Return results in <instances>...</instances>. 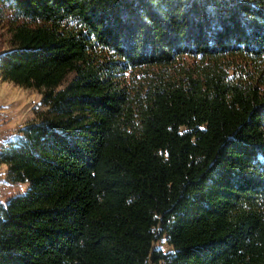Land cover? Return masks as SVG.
Returning <instances> with one entry per match:
<instances>
[{
  "label": "trees",
  "instance_id": "trees-1",
  "mask_svg": "<svg viewBox=\"0 0 264 264\" xmlns=\"http://www.w3.org/2000/svg\"><path fill=\"white\" fill-rule=\"evenodd\" d=\"M0 75V264H264V0H0Z\"/></svg>",
  "mask_w": 264,
  "mask_h": 264
},
{
  "label": "rangeland",
  "instance_id": "rangeland-1",
  "mask_svg": "<svg viewBox=\"0 0 264 264\" xmlns=\"http://www.w3.org/2000/svg\"><path fill=\"white\" fill-rule=\"evenodd\" d=\"M6 47L7 46L4 43L3 49H5ZM1 78L2 77L0 76V79ZM0 88L3 90V92L1 91L2 97L0 99V103L4 107V110L7 114V117L3 119L5 120L3 122H9L10 129L14 130L25 120L31 118L33 116L34 109L39 107V90L41 89H36L31 86H21L7 80H0ZM2 133L0 134L2 135ZM12 186L15 187L17 190L20 189V185ZM26 187L27 184L21 185V190H25ZM154 245L159 247L163 252H167L171 249V246L167 244L163 236L158 238L154 242Z\"/></svg>",
  "mask_w": 264,
  "mask_h": 264
},
{
  "label": "crops",
  "instance_id": "crops-1",
  "mask_svg": "<svg viewBox=\"0 0 264 264\" xmlns=\"http://www.w3.org/2000/svg\"><path fill=\"white\" fill-rule=\"evenodd\" d=\"M0 80L6 81L7 79L1 78ZM1 91L3 92V90L0 88V99L2 97ZM6 117H7L6 111L4 110V107L2 106V104L0 103V133L3 132L2 135L0 134V139H1L0 150L6 145V141L9 140L10 138L9 135L13 133V131L15 130V129L14 130L10 129L9 122H3L5 121L3 119ZM7 133H10V134H7ZM7 177H8L7 163L0 160V197L1 199L7 197L11 193H15L21 190L22 189L21 185H26L25 182L19 183L18 185H20V189L17 190L15 187L12 186V183L7 180Z\"/></svg>",
  "mask_w": 264,
  "mask_h": 264
},
{
  "label": "built area",
  "instance_id": "built-area-1",
  "mask_svg": "<svg viewBox=\"0 0 264 264\" xmlns=\"http://www.w3.org/2000/svg\"><path fill=\"white\" fill-rule=\"evenodd\" d=\"M0 142H1V139H0Z\"/></svg>",
  "mask_w": 264,
  "mask_h": 264
}]
</instances>
